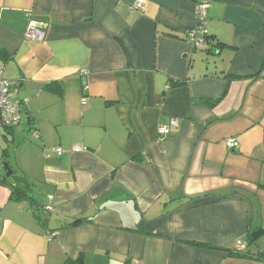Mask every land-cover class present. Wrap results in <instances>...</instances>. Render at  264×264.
Masks as SVG:
<instances>
[{
	"label": "crops",
	"instance_id": "0c3cea01",
	"mask_svg": "<svg viewBox=\"0 0 264 264\" xmlns=\"http://www.w3.org/2000/svg\"><path fill=\"white\" fill-rule=\"evenodd\" d=\"M138 1L0 0L29 117L0 134V264H264L227 251H264V0H208L218 48L187 40L198 0ZM20 177L45 199L14 196Z\"/></svg>",
	"mask_w": 264,
	"mask_h": 264
},
{
	"label": "built area",
	"instance_id": "2783aa9c",
	"mask_svg": "<svg viewBox=\"0 0 264 264\" xmlns=\"http://www.w3.org/2000/svg\"><path fill=\"white\" fill-rule=\"evenodd\" d=\"M145 0H139L138 7H144ZM210 2L208 0H198L196 5L198 23L187 30V40L197 48H202L207 45L209 41L208 31V8ZM24 37L26 40L43 42L46 38V23L36 20L33 17H29L27 29ZM86 72V71H84ZM15 83L12 80L3 78L0 71V134L8 135L10 129L18 126L24 118L22 112L23 103L12 99L11 88ZM83 102H86V98H83ZM179 121L177 118H172L170 123L159 127L158 133L160 136H167L177 130ZM227 144L230 147H237L238 142L235 140H227ZM76 149H82L81 146L75 147ZM59 154H62L63 149L61 147L53 148ZM52 200L53 197H50ZM52 208V204L48 206V209ZM239 250L246 248V242H239L236 247Z\"/></svg>",
	"mask_w": 264,
	"mask_h": 264
},
{
	"label": "trees",
	"instance_id": "16d2710c",
	"mask_svg": "<svg viewBox=\"0 0 264 264\" xmlns=\"http://www.w3.org/2000/svg\"><path fill=\"white\" fill-rule=\"evenodd\" d=\"M210 35H209V41L207 43V46L208 44H211L213 47L215 48H218L220 47V43H214L213 41H211L212 39H210ZM0 54L1 55H5V52L0 48ZM50 87V85H49ZM18 181L21 182V183H26L28 185V181L26 178L24 177H20L18 178ZM12 191H13V195L16 196V197H20V196H24V197H29L28 193L26 192L25 189L23 188H20L18 187L17 185L15 187L12 188ZM30 198V197H29ZM192 198H189V200H191ZM84 219L83 218H79V219H76L74 220L72 223V225H77L79 223H81ZM260 235V232L257 231V232H252L251 234H249V239H257V237ZM246 248H247V244H246ZM246 248L244 250H239V249H235V250H227L229 252L230 255L232 256H236V257H255L256 259H259V260H264V251H260V252H257L256 254H249V252H246Z\"/></svg>",
	"mask_w": 264,
	"mask_h": 264
},
{
	"label": "rangeland",
	"instance_id": "374dc122",
	"mask_svg": "<svg viewBox=\"0 0 264 264\" xmlns=\"http://www.w3.org/2000/svg\"><path fill=\"white\" fill-rule=\"evenodd\" d=\"M23 121H24V125H25L27 123L26 115H24V120ZM0 143L2 145L6 146V147H9L8 151L10 152V155H11L12 159L15 158L16 151H15V148H14L15 147L14 143H12L10 141H7L2 135H0ZM1 153L2 152H0V166H1V162L4 161L3 158L1 159ZM11 161L14 164L13 160H11ZM0 170H1V168H0ZM23 187H24V189H26V192L29 193L28 194L29 197H32V198H34L36 200H39V201H40V199L44 198V197L42 198V194H41L42 190L37 188L38 186H36L35 182H31L30 181V183H28V185L25 183V185L23 184Z\"/></svg>",
	"mask_w": 264,
	"mask_h": 264
},
{
	"label": "water",
	"instance_id": "95a60500",
	"mask_svg": "<svg viewBox=\"0 0 264 264\" xmlns=\"http://www.w3.org/2000/svg\"><path fill=\"white\" fill-rule=\"evenodd\" d=\"M27 120L29 121V117H27ZM0 168H1V170H3L6 173V175L8 177L13 176L14 170L12 169V167H11V165H10L8 160L2 161Z\"/></svg>",
	"mask_w": 264,
	"mask_h": 264
}]
</instances>
